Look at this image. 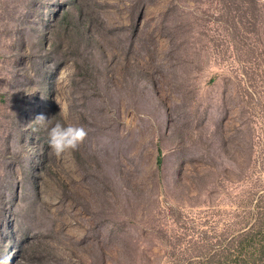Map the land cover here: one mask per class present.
Returning a JSON list of instances; mask_svg holds the SVG:
<instances>
[{
	"label": "rangeland",
	"instance_id": "374dc122",
	"mask_svg": "<svg viewBox=\"0 0 264 264\" xmlns=\"http://www.w3.org/2000/svg\"><path fill=\"white\" fill-rule=\"evenodd\" d=\"M258 201L264 0H0V264H185Z\"/></svg>",
	"mask_w": 264,
	"mask_h": 264
},
{
	"label": "trees",
	"instance_id": "16d2710c",
	"mask_svg": "<svg viewBox=\"0 0 264 264\" xmlns=\"http://www.w3.org/2000/svg\"><path fill=\"white\" fill-rule=\"evenodd\" d=\"M185 264H264V205L261 201L253 207L251 223L246 229L221 240Z\"/></svg>",
	"mask_w": 264,
	"mask_h": 264
},
{
	"label": "clouds",
	"instance_id": "9594fccd",
	"mask_svg": "<svg viewBox=\"0 0 264 264\" xmlns=\"http://www.w3.org/2000/svg\"><path fill=\"white\" fill-rule=\"evenodd\" d=\"M66 111V109H64ZM52 118H48L44 114L35 117L33 123L46 127L51 123ZM48 146L51 154L59 158L65 153L78 150L88 136V131L82 125H63L57 122L48 129Z\"/></svg>",
	"mask_w": 264,
	"mask_h": 264
}]
</instances>
